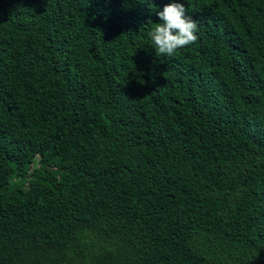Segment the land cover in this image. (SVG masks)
Returning a JSON list of instances; mask_svg holds the SVG:
<instances>
[{"label": "trees", "instance_id": "obj_1", "mask_svg": "<svg viewBox=\"0 0 264 264\" xmlns=\"http://www.w3.org/2000/svg\"><path fill=\"white\" fill-rule=\"evenodd\" d=\"M0 0V264H264V0Z\"/></svg>", "mask_w": 264, "mask_h": 264}, {"label": "clouds", "instance_id": "obj_2", "mask_svg": "<svg viewBox=\"0 0 264 264\" xmlns=\"http://www.w3.org/2000/svg\"><path fill=\"white\" fill-rule=\"evenodd\" d=\"M156 15L161 23H156L147 35L158 54L172 56L178 49L198 39V24L186 15L182 2L170 0Z\"/></svg>", "mask_w": 264, "mask_h": 264}]
</instances>
